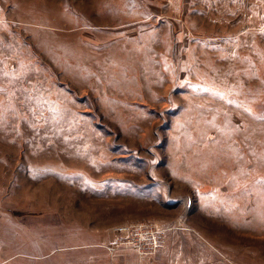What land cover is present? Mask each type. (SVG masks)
Returning a JSON list of instances; mask_svg holds the SVG:
<instances>
[{
  "label": "rangeland",
  "instance_id": "1",
  "mask_svg": "<svg viewBox=\"0 0 264 264\" xmlns=\"http://www.w3.org/2000/svg\"><path fill=\"white\" fill-rule=\"evenodd\" d=\"M0 264H264V0H0Z\"/></svg>",
  "mask_w": 264,
  "mask_h": 264
},
{
  "label": "built area",
  "instance_id": "2",
  "mask_svg": "<svg viewBox=\"0 0 264 264\" xmlns=\"http://www.w3.org/2000/svg\"><path fill=\"white\" fill-rule=\"evenodd\" d=\"M115 240L106 245L110 251L118 245H132L141 254L154 252L161 246L162 235L154 223H122L114 227Z\"/></svg>",
  "mask_w": 264,
  "mask_h": 264
},
{
  "label": "bare ground",
  "instance_id": "3",
  "mask_svg": "<svg viewBox=\"0 0 264 264\" xmlns=\"http://www.w3.org/2000/svg\"><path fill=\"white\" fill-rule=\"evenodd\" d=\"M142 67V66H141Z\"/></svg>",
  "mask_w": 264,
  "mask_h": 264
}]
</instances>
